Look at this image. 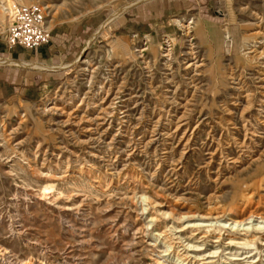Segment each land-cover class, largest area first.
Instances as JSON below:
<instances>
[{"label": "rangeland", "instance_id": "rangeland-1", "mask_svg": "<svg viewBox=\"0 0 264 264\" xmlns=\"http://www.w3.org/2000/svg\"><path fill=\"white\" fill-rule=\"evenodd\" d=\"M34 4L46 8L53 37L86 40L71 46L62 80L41 99L0 101V252L23 264H182L173 234L187 228L205 253L218 252L214 264H227L229 252L264 264V234L230 246V237H248L220 228L264 207V112H257L264 66L247 43L264 33V0H18L15 7ZM178 20L194 21L190 35ZM7 24L0 17L1 31ZM158 24L173 35L146 37ZM165 39L173 43L170 61ZM145 44L149 66L133 53ZM192 57L201 65L195 72L187 69ZM247 95L255 108L245 113ZM113 99L95 126V106ZM150 211L167 216L155 226ZM162 232L176 252L158 239ZM10 261L0 253V264Z\"/></svg>", "mask_w": 264, "mask_h": 264}, {"label": "bare ground", "instance_id": "bare-ground-1", "mask_svg": "<svg viewBox=\"0 0 264 264\" xmlns=\"http://www.w3.org/2000/svg\"><path fill=\"white\" fill-rule=\"evenodd\" d=\"M17 1L18 0H0V17H1V19L4 22H8V23L10 22V25H12L13 22L16 20L18 10L21 8L20 7L18 9H16L15 2L17 3ZM46 15H47V13H46ZM119 15H120V12L115 13L111 17V19L109 21L110 22L113 21ZM53 19H55V16H53ZM177 22L179 23V25L183 29L186 30L187 34L190 35L192 33V30L194 29V21L193 20H190V22H184L183 20H178ZM225 31H226V34H225L226 38L225 39L226 40H231V38H232L231 34L232 33L228 29H226ZM98 34H99V32H97L94 37H96ZM214 37H216V36L214 35L213 38ZM261 38H262V40H261ZM193 40L194 39H191V37L188 40L191 43L190 44V48H189L190 51L188 52V54L191 55V56H194V45L192 44ZM263 40H264V33L260 32V31H255V33H253V34L248 36V42H247L248 44H250V43L254 44L253 49H255V50H252L251 52L255 53V55L252 56L251 58L256 57L257 64L259 63L260 66H264V62H261V60H264V48L262 50H257V49H261L262 46H264ZM144 46H145L144 48L138 49V50H136L133 53H134L136 58L142 59L141 63L143 65L149 66V62H147V59H145V55H144V52L146 50H148L147 44H145ZM165 47H164V52H165L164 58H167V60L170 61L172 56H173V43L168 39L167 40V45ZM247 47H248V45H246V44L243 45L242 46V52H245V49ZM248 54H250V53H248ZM247 58H249V57H247ZM190 60L191 61L187 63V69H193V71L195 72L194 69L197 68L198 66L199 67L201 66V65H198V61L199 60L197 61L196 57L195 58L192 57V59H190ZM252 60H254V59H252ZM84 63H86V62H84ZM189 80H190V82L194 83L192 81L193 80V76L190 77ZM262 80L264 81V75H263V79ZM262 90H263V99H264V85H263V89ZM249 97L250 96L247 95L246 98H245V100L247 102L246 109L244 107L245 110H243V111H245V113L250 112L251 110H253L255 108L254 107V103L251 100H249ZM104 103H102V105H96L95 106L96 108H98V110H100V113L94 119H92V121L95 124V126H98V127H99L98 120H101V121L105 122L106 119H105V117H103V115L111 114V112H110L111 110L110 109L113 108V106L115 105L114 104V99L111 100L109 102L108 106L105 107V108L102 107V106H104ZM260 103L261 104L258 105L257 112L258 113H263L264 112V100H262ZM58 110H59V108L54 107V106L49 108V111H51V112H55V111H58ZM184 117H185L184 115L180 117V119H181L180 122L181 123L183 122V120H184L183 118ZM104 122H103V124H104ZM261 124H263V126H264V122L261 123ZM178 126H180V124L177 125L176 129H178ZM181 126H183V125H181ZM245 126H246V130L248 132V127L249 126L248 127H247V125H245ZM187 132L188 131L186 129L185 132L183 133V136L181 138H184V140L187 139V143H188L189 142V138H187ZM164 135L169 137L171 134L166 133ZM157 140L158 139H156V141ZM244 143H245V141L243 143H241V146H243ZM163 215L167 216L166 213L162 214V213L158 212L157 214H154V212L151 213V211H150L151 222L155 226H157V224L160 222L161 217H163ZM254 222H256V223H254ZM188 226H189V224H188ZM201 226L202 225H200V224H193V225L189 226V228L193 229V228H197V227H201ZM220 228L230 229L231 231H234V232L243 233L246 237H248V238H244L243 240H237V238L230 237L228 239V243H227L230 246L246 245V244H248L250 242H254V241H256V238H255V235H254L255 232L264 234V207L263 208L257 207L254 210H251L249 212V216L246 219H239V218L230 219L229 221H226L224 224H222L220 226ZM18 229H19V231H21L20 229H22V228L18 227ZM186 229L185 228H183V229L182 228L181 229H175L174 230V234H173L174 242L177 241L175 244H178L180 247H182V250L176 253V255L178 257V260H179L178 262H180L182 264H184L185 262H188L189 264H214V259L218 256L217 255L218 252L217 251H209V252L205 253L203 251V249H201V245H196L195 242H193V240L196 239V234L192 233L194 230L189 231L188 233H190V236H187V232L184 231ZM156 235H157L158 239L163 240L165 242V244H168V247L171 250H173V252H176V249H175L176 245H173L174 243H169V241H168L169 239L166 238V235L164 234V232L158 233ZM218 235L214 237V241H213L214 243H218L220 241L221 235H220V233ZM1 252H2L3 256H6V257H8V259L11 260L9 262V264H23V263H21L19 261H16V260H14L12 258L14 256L12 251L9 252L8 250L3 249V250H1ZM253 255L251 254L250 256H244V257L237 258L236 257L237 255L233 254L232 252H229V253L226 254V260L228 262L227 264H252V263L255 262L253 260L254 259Z\"/></svg>", "mask_w": 264, "mask_h": 264}, {"label": "crops", "instance_id": "crops-1", "mask_svg": "<svg viewBox=\"0 0 264 264\" xmlns=\"http://www.w3.org/2000/svg\"><path fill=\"white\" fill-rule=\"evenodd\" d=\"M131 21H126V26H132ZM169 26H152L145 36L155 41L172 36L173 29ZM84 27L88 28V25L81 27L85 32ZM7 28L0 30V101L41 99L62 80L64 68L60 65H67L71 46L77 48L86 40L84 34L73 42V36L62 32L54 34L50 43L36 50L19 46L11 48L5 39Z\"/></svg>", "mask_w": 264, "mask_h": 264}, {"label": "built area", "instance_id": "built-area-1", "mask_svg": "<svg viewBox=\"0 0 264 264\" xmlns=\"http://www.w3.org/2000/svg\"><path fill=\"white\" fill-rule=\"evenodd\" d=\"M46 11L40 4L21 7L16 20L6 30L8 46L36 50L50 43L52 30L47 25ZM166 45L167 39L164 40V46Z\"/></svg>", "mask_w": 264, "mask_h": 264}]
</instances>
